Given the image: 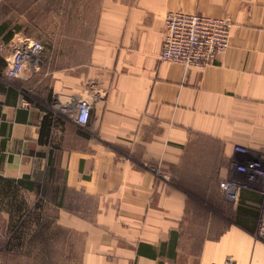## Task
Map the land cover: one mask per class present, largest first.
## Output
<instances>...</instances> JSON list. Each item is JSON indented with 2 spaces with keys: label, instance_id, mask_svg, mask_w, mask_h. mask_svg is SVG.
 <instances>
[{
  "label": "crops",
  "instance_id": "0c3cea01",
  "mask_svg": "<svg viewBox=\"0 0 264 264\" xmlns=\"http://www.w3.org/2000/svg\"><path fill=\"white\" fill-rule=\"evenodd\" d=\"M91 5L0 92V221L16 232L0 264H264L263 193L220 189L235 145L264 154V0ZM171 11L229 16V48L204 69L160 62ZM81 99L87 123L68 111Z\"/></svg>",
  "mask_w": 264,
  "mask_h": 264
},
{
  "label": "built area",
  "instance_id": "2783aa9c",
  "mask_svg": "<svg viewBox=\"0 0 264 264\" xmlns=\"http://www.w3.org/2000/svg\"><path fill=\"white\" fill-rule=\"evenodd\" d=\"M165 38L160 62L177 63L187 69H204L212 65L230 46L232 20L229 16L208 17L180 11L164 17ZM10 55L3 75L28 81L40 66L42 43L35 38H18L9 45ZM92 109L88 99H81L74 111L68 110L79 123H87ZM230 168L238 174L220 184L228 200L237 204L242 191H261L264 196V154H254L241 145L234 146ZM256 238L264 240V198L260 203ZM226 264H234L228 257Z\"/></svg>",
  "mask_w": 264,
  "mask_h": 264
},
{
  "label": "rangeland",
  "instance_id": "374dc122",
  "mask_svg": "<svg viewBox=\"0 0 264 264\" xmlns=\"http://www.w3.org/2000/svg\"><path fill=\"white\" fill-rule=\"evenodd\" d=\"M94 1L96 0H0V29L4 28L6 35L19 32L26 37L38 39L42 42L43 50L63 44L69 45L70 39H65L64 36L71 33L73 26L77 28L81 24L77 21L78 15L82 13L86 17L87 10L90 12L91 3ZM9 55L8 44L2 43L0 39V66L7 64ZM5 67L0 73V84L7 85L14 79L3 75ZM15 233L9 231L0 221V244L6 241L3 246L5 251L8 250L7 245ZM7 255L5 252L4 264H12L13 255ZM72 258L73 262L63 264H76L74 255ZM13 263L23 264V259H15Z\"/></svg>",
  "mask_w": 264,
  "mask_h": 264
},
{
  "label": "trees",
  "instance_id": "16d2710c",
  "mask_svg": "<svg viewBox=\"0 0 264 264\" xmlns=\"http://www.w3.org/2000/svg\"><path fill=\"white\" fill-rule=\"evenodd\" d=\"M0 33H1V30H0ZM11 36H12V34H10V35H8L5 39H6V41H8L10 38H11ZM4 66H6V65H2V66H0V73H1V71H2V69H3V67ZM5 85L4 84H0V92H4L5 91ZM45 123H46V119L44 118L43 119V121H42V127H41V129H43V126H45ZM29 186V185H28Z\"/></svg>",
  "mask_w": 264,
  "mask_h": 264
}]
</instances>
